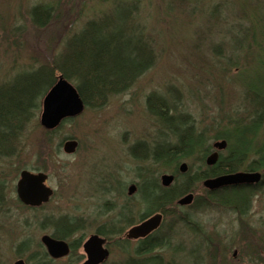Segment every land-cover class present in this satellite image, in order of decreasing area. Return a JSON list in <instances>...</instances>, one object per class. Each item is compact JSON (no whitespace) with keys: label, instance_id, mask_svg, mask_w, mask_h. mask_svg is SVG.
Instances as JSON below:
<instances>
[{"label":"rangeland","instance_id":"1","mask_svg":"<svg viewBox=\"0 0 264 264\" xmlns=\"http://www.w3.org/2000/svg\"><path fill=\"white\" fill-rule=\"evenodd\" d=\"M113 2L0 0V85L50 62L64 51L67 39L88 20L108 11ZM138 4L137 15L145 37L157 55L153 67L127 91L110 96L105 106L86 108L80 115L63 121L51 135L45 133L51 130L40 123L31 126L20 155L0 163V182L4 184L0 183L3 196L0 199V264H13L19 258L26 260V256H16L14 248L26 237L41 243L44 235H50L52 228L44 225L49 216L81 220L84 229L68 242L78 238L85 241L99 227L117 220L122 207L130 205L132 222L127 224L123 218L120 222L121 240L126 239L145 207L140 204L138 190L128 195L131 184L141 183L139 170L150 169L160 183L162 174L173 173L171 168L157 169L152 160L142 161L131 153L133 146L144 142L146 148L138 147L135 155H153L158 125L147 108L151 95L177 102L178 110L190 114L196 126L206 129L209 135L218 129H233L235 124L230 121L246 116L247 109H252L253 100L249 98L244 103L243 98L246 93L253 96V81L257 76L254 61L261 52L253 48V3L138 0ZM39 5L52 7L51 19L45 26L36 25L32 19V9ZM240 22H243L241 29L237 26ZM256 31L261 33L259 28ZM258 42L264 46V38H258ZM72 139L78 141V147L75 153L66 154L63 145ZM213 142L209 141L211 152ZM220 152L226 155V150ZM181 162L189 166L185 175L190 169L194 172L204 168L198 159ZM24 169L49 174L47 184L54 194L37 209L16 202V184ZM196 186L195 197L204 195L203 181ZM180 208L199 221L216 242L217 264H264V240H259L264 237L261 232L264 230V188L259 189L247 220L222 208L207 211L195 206ZM174 217H166L156 233L171 234ZM252 228L255 232L248 236ZM119 238L107 240L110 256L106 264L125 259L122 242H116ZM192 238V232L184 228L173 241L184 243L188 255ZM136 242L130 240L131 245ZM252 249L258 251V256H251ZM162 253L166 262L174 257L176 264H194L191 256L181 255L185 252L173 255L164 250ZM85 259L81 247L56 264H81ZM204 264H209L208 260Z\"/></svg>","mask_w":264,"mask_h":264},{"label":"trees","instance_id":"2","mask_svg":"<svg viewBox=\"0 0 264 264\" xmlns=\"http://www.w3.org/2000/svg\"><path fill=\"white\" fill-rule=\"evenodd\" d=\"M244 1L253 3V48L261 49L254 61L257 76L253 81V96L246 93L243 98L244 103L249 98L253 100L252 109H247L246 116L230 121L235 124L233 129H218L215 134L209 135L206 129L196 126L190 114L178 110L177 102L155 95L147 99L148 111L158 125V139L153 147V155H135L138 147L146 148L144 142L133 146L131 153L139 160H152L157 169L171 168L176 179L173 185L164 187L158 179L153 178L150 169L139 170L141 183H138V193L141 195L140 204L145 207L135 224L156 213H163L164 221L166 217L175 216L174 224L170 226L171 234L160 236L154 232L131 245V239L126 237L121 240L120 222L123 218L125 223L130 224L133 210L130 205L123 206L117 220L96 231L108 241L120 237L116 242H122L121 250L126 256L117 264H176L174 257L166 262L162 252L165 250L173 255L185 252L181 255H186L184 243L173 241L184 228L193 235L189 241L192 246L186 256H191L194 264H204L207 260L209 264H217L216 242L199 221L181 210L177 200L190 192H196V184L209 177L241 170L262 172V181L253 187H227L214 192L205 189V194L196 196L190 205L201 211L222 208L247 220L259 189L264 188V46L258 42V38H264V0ZM138 5V0H114L108 11L99 18L88 20L80 31L70 40L67 39L64 51L50 62L18 74L11 82L0 85V163L20 155L28 141L30 127L39 124L43 98L60 76L74 84L85 109H97L105 106L110 96L127 91L153 67L157 55L145 37L137 15ZM51 9L35 6L32 9L34 23L38 26L47 25L52 16ZM242 25L243 22L237 24L240 29ZM234 64L240 69L238 63ZM59 126L45 133L51 135L59 130ZM223 139L228 142L226 155L220 154L214 166H207L205 159L212 148L209 141ZM184 159H198L204 168L199 167L194 172L190 169L186 175L182 174L179 164ZM1 185L4 186L3 183ZM16 202L21 203L18 199ZM45 219L44 225L52 228L51 235L57 239L68 241L84 229L81 220L76 218L49 216ZM250 230L247 235L253 236L255 230ZM259 240H264V237ZM82 243L83 238L71 240V250L75 252L82 247ZM253 250L251 256H258V251ZM14 251L18 257L26 256L29 264H56L60 260L51 258L42 243L34 242L30 237L19 241Z\"/></svg>","mask_w":264,"mask_h":264},{"label":"water","instance_id":"3","mask_svg":"<svg viewBox=\"0 0 264 264\" xmlns=\"http://www.w3.org/2000/svg\"><path fill=\"white\" fill-rule=\"evenodd\" d=\"M85 105L80 98L76 87L60 76L56 84L47 92L42 100V111L39 117L40 124L47 130L55 129L60 123L70 117H76L84 111ZM78 147L77 140H67L63 145L66 154L75 153ZM217 149L206 159L209 166H213L219 159L220 150L227 147L226 140H218L214 143ZM188 164L181 163L180 171L187 172ZM49 175L43 171H32L24 169L20 172L16 184L17 197L22 204L29 207H39L47 203L54 194V190L47 185ZM175 180V176L170 173H164L161 176V183L165 187H170ZM262 180L260 172H236L225 174L204 181V186L211 191L223 187L240 185H257ZM137 187L135 184L129 187L128 194L133 195ZM194 200V194L189 193L178 200L181 206L190 205ZM163 220V214L157 213L140 224L131 228L128 237L138 239L148 236L150 233L160 227ZM42 244L46 247L48 253L53 258H61L69 254L70 246L65 240H59L51 235H44L41 238ZM83 250L86 254V260L81 264H102L109 255L110 251L106 247V239L99 234H92L83 243ZM13 264H26L24 259H18Z\"/></svg>","mask_w":264,"mask_h":264}]
</instances>
